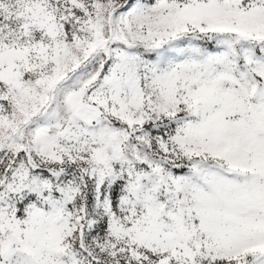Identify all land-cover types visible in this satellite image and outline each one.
Instances as JSON below:
<instances>
[{
    "label": "snow or ice",
    "instance_id": "snow-or-ice-1",
    "mask_svg": "<svg viewBox=\"0 0 264 264\" xmlns=\"http://www.w3.org/2000/svg\"><path fill=\"white\" fill-rule=\"evenodd\" d=\"M0 264H264V0H0Z\"/></svg>",
    "mask_w": 264,
    "mask_h": 264
}]
</instances>
